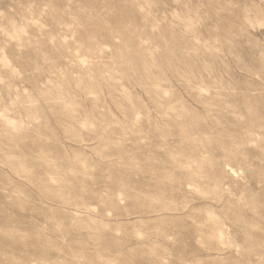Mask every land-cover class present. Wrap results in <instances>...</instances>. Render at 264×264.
<instances>
[{
  "label": "rangeland",
  "instance_id": "obj_1",
  "mask_svg": "<svg viewBox=\"0 0 264 264\" xmlns=\"http://www.w3.org/2000/svg\"><path fill=\"white\" fill-rule=\"evenodd\" d=\"M0 264H264V0H0Z\"/></svg>",
  "mask_w": 264,
  "mask_h": 264
}]
</instances>
